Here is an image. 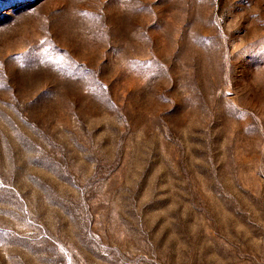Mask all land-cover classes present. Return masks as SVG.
Listing matches in <instances>:
<instances>
[{"label":"rangeland","instance_id":"obj_1","mask_svg":"<svg viewBox=\"0 0 264 264\" xmlns=\"http://www.w3.org/2000/svg\"><path fill=\"white\" fill-rule=\"evenodd\" d=\"M0 264H264V0H0Z\"/></svg>","mask_w":264,"mask_h":264}]
</instances>
